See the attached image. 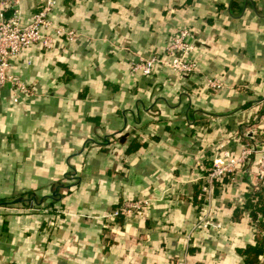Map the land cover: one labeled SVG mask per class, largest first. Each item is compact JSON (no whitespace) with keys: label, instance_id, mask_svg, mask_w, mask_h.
<instances>
[{"label":"crops","instance_id":"obj_1","mask_svg":"<svg viewBox=\"0 0 264 264\" xmlns=\"http://www.w3.org/2000/svg\"><path fill=\"white\" fill-rule=\"evenodd\" d=\"M44 2L19 0L21 23ZM49 19L75 36L31 45L7 71L24 90L0 88V264H244L256 153L200 211L187 197L204 160L264 145V0H54ZM180 27L194 73L129 71ZM125 202L141 212L106 222Z\"/></svg>","mask_w":264,"mask_h":264},{"label":"built area","instance_id":"obj_2","mask_svg":"<svg viewBox=\"0 0 264 264\" xmlns=\"http://www.w3.org/2000/svg\"><path fill=\"white\" fill-rule=\"evenodd\" d=\"M19 0H0V88L9 81L12 91L15 94L23 91L24 87L18 80L12 79L8 74L11 61L33 44H39L48 48L51 38L64 36L72 39L75 36L69 28L53 25L49 19V12L54 0H45L44 4L30 15L26 23H21L18 9ZM193 35L186 27L174 30L166 39L163 50L147 57H139L131 61L129 71L137 75H150L155 67H164L170 70L177 77L188 76L196 71V61L192 56ZM205 85L211 89H218L221 85L215 78H205ZM256 153V177L259 185L264 186V145L243 149L239 154H231L229 151H221L213 159L205 173L201 176L200 189L204 197L211 195L216 182L221 183L222 179L231 173L242 161L247 153ZM145 203V201H143ZM132 212L140 213L141 205L138 202H125L119 209L110 211L106 218L117 215H126ZM198 226L206 227L215 225L205 215H201L197 222Z\"/></svg>","mask_w":264,"mask_h":264},{"label":"trees","instance_id":"obj_3","mask_svg":"<svg viewBox=\"0 0 264 264\" xmlns=\"http://www.w3.org/2000/svg\"><path fill=\"white\" fill-rule=\"evenodd\" d=\"M260 112L264 114V106L260 109ZM264 139V136H261ZM260 140L259 142H261ZM135 144H131L125 151H130ZM206 168L210 166V162L206 159L203 161ZM224 179V178H223ZM222 179V180H223ZM222 183V182H221ZM219 184V183H218ZM216 185V184H215ZM201 181L196 182L192 186V193L187 200L196 206L197 211L201 210V207L205 203L204 193L200 189ZM0 203H7L5 199H0ZM120 205L117 204L114 209H119ZM244 212L248 221L253 228V242L246 245L244 248L239 250L242 256L244 264H264V261L259 262L258 256L264 257V186L260 185L253 191L245 193L244 202L238 207L234 208L232 217L237 219L239 214ZM123 215H117L112 218H106L105 221L118 222L120 223L123 219ZM105 222V223H106Z\"/></svg>","mask_w":264,"mask_h":264},{"label":"water","instance_id":"obj_4","mask_svg":"<svg viewBox=\"0 0 264 264\" xmlns=\"http://www.w3.org/2000/svg\"><path fill=\"white\" fill-rule=\"evenodd\" d=\"M123 137H124V136L120 137V140H122V139H123Z\"/></svg>","mask_w":264,"mask_h":264}]
</instances>
